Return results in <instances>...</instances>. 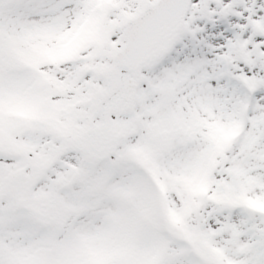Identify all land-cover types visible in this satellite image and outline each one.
<instances>
[{"label":"snow or ice","instance_id":"6c2138e0","mask_svg":"<svg viewBox=\"0 0 264 264\" xmlns=\"http://www.w3.org/2000/svg\"><path fill=\"white\" fill-rule=\"evenodd\" d=\"M0 264H264V0H0Z\"/></svg>","mask_w":264,"mask_h":264}]
</instances>
